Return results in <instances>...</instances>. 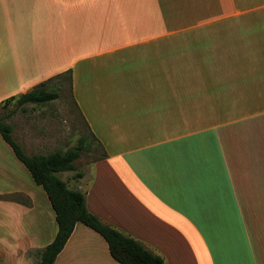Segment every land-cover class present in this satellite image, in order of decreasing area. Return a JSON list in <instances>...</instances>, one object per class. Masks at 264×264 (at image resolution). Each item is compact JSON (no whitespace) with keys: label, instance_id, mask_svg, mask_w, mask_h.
<instances>
[{"label":"crops","instance_id":"0c3cea01","mask_svg":"<svg viewBox=\"0 0 264 264\" xmlns=\"http://www.w3.org/2000/svg\"><path fill=\"white\" fill-rule=\"evenodd\" d=\"M68 71L90 213L164 264H264V0H0V105ZM57 230L0 134V264ZM54 264L120 263L78 222Z\"/></svg>","mask_w":264,"mask_h":264},{"label":"trees","instance_id":"16d2710c","mask_svg":"<svg viewBox=\"0 0 264 264\" xmlns=\"http://www.w3.org/2000/svg\"><path fill=\"white\" fill-rule=\"evenodd\" d=\"M54 79L62 82L67 80L71 92L72 77L71 72L68 71L40 83L24 94L9 98L4 103L15 99L19 105L43 104L54 100L58 94L47 90L49 83ZM5 118L7 117L0 116V134L12 148L16 157L28 169L36 184L44 189L58 226L54 240L38 252L39 260L35 264H54L57 255L64 248L78 222L100 234L108 244L112 258L120 264H164L160 256L148 250L141 242L123 235L90 213L86 207L85 193L81 190L70 189L67 183L58 176V173L66 171L75 172L74 178L77 179L83 176L75 161L80 158L85 149L90 150L92 146L86 137L80 138L75 147L65 152L54 151L47 155H28L12 138V126L5 122ZM91 137L100 146L96 138L92 135ZM104 157L106 153L102 150L96 160Z\"/></svg>","mask_w":264,"mask_h":264},{"label":"rangeland","instance_id":"374dc122","mask_svg":"<svg viewBox=\"0 0 264 264\" xmlns=\"http://www.w3.org/2000/svg\"><path fill=\"white\" fill-rule=\"evenodd\" d=\"M47 90L56 92L58 97L35 105L32 103L19 105L15 99L0 105V116L7 117L5 122L11 123L16 133L12 131V138L16 139L20 146L23 143L28 147V150H25L21 146L28 155H45L54 151L65 152L75 147L80 138L86 137L92 146L90 150L85 149L75 163L80 172L88 174L92 161L101 155L102 149L92 140L84 121L77 113L68 81L54 79L49 83ZM27 129L30 130L29 135ZM34 138H39L38 143L34 141ZM74 174L75 172L66 171L58 173V176L66 180L70 188L75 183L72 179Z\"/></svg>","mask_w":264,"mask_h":264}]
</instances>
